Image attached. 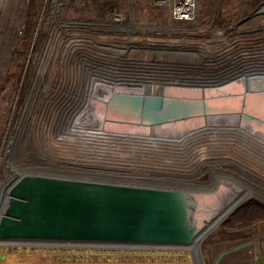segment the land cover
Segmentation results:
<instances>
[{
	"label": "built area",
	"instance_id": "2783aa9c",
	"mask_svg": "<svg viewBox=\"0 0 264 264\" xmlns=\"http://www.w3.org/2000/svg\"><path fill=\"white\" fill-rule=\"evenodd\" d=\"M143 2L162 8L169 24L137 23L131 14L110 15L105 24L55 21L64 30L79 31L50 32L33 71L28 98L34 92L41 98L31 134L35 140L40 134L44 143V152L38 148L41 164L31 167L37 174L150 188L199 187L203 183L197 180L205 174L214 182L221 178L223 167L208 165L225 156L220 154L226 148L218 141L221 135L190 138L180 147L149 134L170 124L105 122L95 128L85 125L84 114L93 99L109 101L129 81L162 90L144 94L187 98L202 89L259 86L264 82V3L247 20L257 22L252 32H229L234 25L219 30L199 26V0ZM95 28L100 32H91ZM60 52L62 60H57ZM176 88L182 96L175 95ZM32 154L29 150L25 157Z\"/></svg>",
	"mask_w": 264,
	"mask_h": 264
},
{
	"label": "water",
	"instance_id": "95a60500",
	"mask_svg": "<svg viewBox=\"0 0 264 264\" xmlns=\"http://www.w3.org/2000/svg\"><path fill=\"white\" fill-rule=\"evenodd\" d=\"M215 103L115 91L109 101H91L84 123L95 128L105 122L155 127L213 115ZM235 103L229 107L250 108L240 114L242 123L264 129V111L248 102V107L244 101ZM220 188L207 194L20 175L0 198V264L16 257H22L20 264H34L31 257L36 255L49 256L53 264H201L200 244L223 219L203 231H197V220L205 201L227 196Z\"/></svg>",
	"mask_w": 264,
	"mask_h": 264
},
{
	"label": "rangeland",
	"instance_id": "374dc122",
	"mask_svg": "<svg viewBox=\"0 0 264 264\" xmlns=\"http://www.w3.org/2000/svg\"><path fill=\"white\" fill-rule=\"evenodd\" d=\"M116 1H119L120 9L111 11L104 22L92 20L90 15L93 11L86 0L0 2V198L4 196L8 184L16 177L26 173L37 174V170L31 167L41 164L38 148L44 152V143L41 142L40 134L39 140L34 139L30 127L31 118L39 109L41 96L33 93L32 97L28 98V92L34 68L38 64L50 32L70 31L60 28L61 24L55 21L105 24L110 15L127 17L131 14L133 21L137 23L148 21L155 27H165L169 24L170 19L162 8L145 5L143 0ZM262 3L264 0H199V26L208 25L213 30H219L234 25L229 32H252L257 22L247 20ZM187 28L193 27L187 24ZM77 31L79 30L75 29L70 32ZM91 32L100 31L99 28H95ZM61 56L60 52L57 60H62ZM29 150L34 155L25 157ZM214 162L208 165L212 168L220 165L223 167L221 174L233 178L247 188H239L240 192L233 195L222 192L223 195H227L224 198L229 204L223 213L220 212L221 214L214 219L212 212L218 211L217 206L221 203L218 201L203 203L197 220L201 221V224L197 231H203L210 222L213 223L220 218L223 221L201 242V264H264V157L237 156L230 153ZM197 182L203 183L198 185L199 187H210L214 178L210 179L209 174H205ZM226 183L228 182L222 183L223 188L220 190L232 188ZM218 190L219 188H203L201 192L214 194ZM235 201L238 202L230 208ZM208 204H215L217 210L204 206ZM21 258L16 257L15 261L11 259L10 264H20ZM31 260L34 264H53L51 258L45 255H36L31 257Z\"/></svg>",
	"mask_w": 264,
	"mask_h": 264
},
{
	"label": "bare ground",
	"instance_id": "6f19581e",
	"mask_svg": "<svg viewBox=\"0 0 264 264\" xmlns=\"http://www.w3.org/2000/svg\"><path fill=\"white\" fill-rule=\"evenodd\" d=\"M1 1L2 0H0V2ZM71 49L77 50V47L72 45ZM118 89H120V92L138 91L142 93H157V94L162 92V90H160L159 88H155L154 86H150L148 84L147 85L143 83L141 84L137 82V80L129 81L126 83L125 87H119ZM174 91L177 92L175 94L176 96H182V94L180 93L181 91H178V88H176ZM192 97H193L192 99L205 98L208 101L215 100L216 103L213 109V113H212L213 115H209L203 118L186 120L178 123H171L169 126L161 128V131L158 129L150 130L149 134L152 135L154 139L155 137L160 136L159 140H161L162 142L166 141L167 143L170 144H177L180 147H183L185 145V142L191 141L192 139L190 138L193 139L201 138L202 140L205 141L210 139L202 138V137H207L211 135L213 140L214 138H217L218 135H221L223 137H221L218 141L226 145V148H223V150L220 152L221 155H227V154L229 155L231 153L237 156L248 155V156H253L255 158L264 157V129L246 123L242 124V122L239 119L240 114L246 112V110L250 108L239 109L232 106L229 107V103L236 105L235 102L244 101L246 106H247L246 102H248L253 105L252 107L255 110L264 111L262 110L264 109V82H262V84H260L259 86L249 85V87L247 88L244 87L242 83H240L238 85H229L212 90L204 91V89H202L201 91L199 90L198 92L193 91ZM219 104H223V105L219 106ZM144 138L146 137L141 136L138 139L143 140ZM230 150H233V152H230ZM213 151L214 150H210L209 153L213 155L214 154ZM198 154L202 156L205 153L204 151H199ZM223 182H228L226 184L231 185L232 187L231 189H224V190L221 189L223 193H227V192L230 193L232 191L234 192V194H238L240 192L239 188H243V189L247 188L246 186L242 185L240 182H237L233 178L227 177V175L225 176L223 174H221V178L216 180V182H214L210 187H190V188H194V189L196 188L197 190L200 191L203 188H219L221 186L223 188V184H222ZM207 201L215 202L218 201V199L214 197H210ZM218 202L222 204V207L221 204L217 206L218 211L212 212V216H213L212 219L216 218L220 212L223 213V211L226 209L227 205L229 204V202H227V199L225 198H223ZM204 206H210L209 208L212 207L214 208V210H217L215 204H208ZM204 217L205 216H202V218ZM197 222L199 226L201 224L200 223L201 221H197Z\"/></svg>",
	"mask_w": 264,
	"mask_h": 264
},
{
	"label": "trees",
	"instance_id": "16d2710c",
	"mask_svg": "<svg viewBox=\"0 0 264 264\" xmlns=\"http://www.w3.org/2000/svg\"><path fill=\"white\" fill-rule=\"evenodd\" d=\"M88 6L91 7L93 14L90 16L92 20L97 22H104L108 14L117 9L119 10V1L116 0H86Z\"/></svg>",
	"mask_w": 264,
	"mask_h": 264
},
{
	"label": "crops",
	"instance_id": "0c3cea01",
	"mask_svg": "<svg viewBox=\"0 0 264 264\" xmlns=\"http://www.w3.org/2000/svg\"><path fill=\"white\" fill-rule=\"evenodd\" d=\"M237 202H238V201H235V204H234V203L231 204V207H230V208L234 207V206L236 205Z\"/></svg>",
	"mask_w": 264,
	"mask_h": 264
}]
</instances>
